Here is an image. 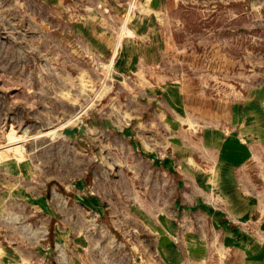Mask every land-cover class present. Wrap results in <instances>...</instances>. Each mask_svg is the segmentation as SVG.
I'll use <instances>...</instances> for the list:
<instances>
[{"label":"rangeland","instance_id":"374dc122","mask_svg":"<svg viewBox=\"0 0 264 264\" xmlns=\"http://www.w3.org/2000/svg\"><path fill=\"white\" fill-rule=\"evenodd\" d=\"M246 118L264 0H0V264H264Z\"/></svg>","mask_w":264,"mask_h":264},{"label":"crops","instance_id":"0c3cea01","mask_svg":"<svg viewBox=\"0 0 264 264\" xmlns=\"http://www.w3.org/2000/svg\"><path fill=\"white\" fill-rule=\"evenodd\" d=\"M232 124L237 125V127H234L233 129L237 128V137H232L230 139H234L235 143L233 145V151L232 154L235 158L240 159L243 156H246L247 154L250 155V151L254 149V141H263L264 144V133L261 137L258 136V129L261 127V123L263 119H230ZM259 124V125H258ZM263 124V123H262ZM258 136V137H257ZM263 138V139H262ZM220 138H216V142L219 141ZM238 140V141H237ZM223 144L222 148H224L225 145ZM264 146V145H263ZM222 150V149H221ZM253 151V150H252ZM225 152H229L227 148H225ZM249 152V153H248ZM244 207L248 205V202L244 203Z\"/></svg>","mask_w":264,"mask_h":264}]
</instances>
